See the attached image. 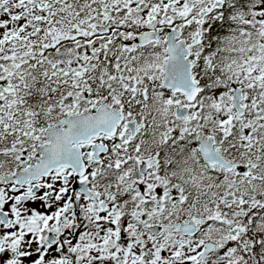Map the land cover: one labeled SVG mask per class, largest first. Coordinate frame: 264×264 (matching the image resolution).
I'll return each instance as SVG.
<instances>
[{
  "label": "snow or ice",
  "instance_id": "6c2138e0",
  "mask_svg": "<svg viewBox=\"0 0 264 264\" xmlns=\"http://www.w3.org/2000/svg\"><path fill=\"white\" fill-rule=\"evenodd\" d=\"M0 264H264V0H0Z\"/></svg>",
  "mask_w": 264,
  "mask_h": 264
}]
</instances>
